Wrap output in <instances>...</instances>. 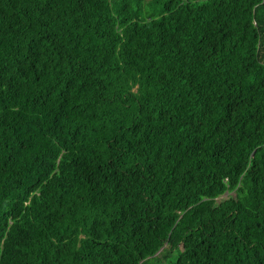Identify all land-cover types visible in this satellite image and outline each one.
<instances>
[{"label":"trees","instance_id":"trees-1","mask_svg":"<svg viewBox=\"0 0 264 264\" xmlns=\"http://www.w3.org/2000/svg\"><path fill=\"white\" fill-rule=\"evenodd\" d=\"M162 262L264 264V0H0V264Z\"/></svg>","mask_w":264,"mask_h":264},{"label":"rangeland","instance_id":"rangeland-1","mask_svg":"<svg viewBox=\"0 0 264 264\" xmlns=\"http://www.w3.org/2000/svg\"><path fill=\"white\" fill-rule=\"evenodd\" d=\"M225 198V195H223L222 197H221V199H224ZM162 264H166L165 262H162Z\"/></svg>","mask_w":264,"mask_h":264}]
</instances>
